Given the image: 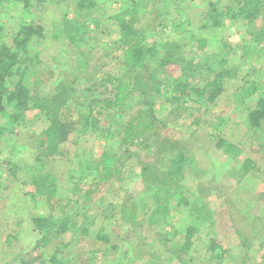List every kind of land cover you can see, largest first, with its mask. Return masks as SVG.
I'll return each instance as SVG.
<instances>
[{"label":"rangeland","instance_id":"rangeland-1","mask_svg":"<svg viewBox=\"0 0 264 264\" xmlns=\"http://www.w3.org/2000/svg\"><path fill=\"white\" fill-rule=\"evenodd\" d=\"M98 1L102 2V7L94 14L100 17L105 12L104 19L101 16L99 27L87 43L54 38V28L64 17V7L59 4L47 2L42 11H31L18 2L5 3L0 12V24L6 38L26 21L32 20L44 28L43 37L33 44L42 63L31 76V84L40 95L52 92L62 79L73 80L78 75L76 94L84 92L82 100L88 101L103 92L100 82L104 72L123 74L119 50L113 46L117 27L106 17L118 7L115 2L122 5L125 0ZM208 6L209 0H150L143 9L140 27L149 35L147 43H152L150 37L162 25L163 39L182 40L185 33L189 37L192 32L206 36L209 53L218 52L223 42H228L231 47L229 66L234 65L240 71V77L229 80L224 92L209 105L188 101L175 113L167 106L164 96L156 98L157 113L167 122L165 135L181 140L193 159L185 178L190 187V201L199 205L206 203L212 211L210 219L197 220L188 207L177 211L176 200H173L168 224L145 221L134 228L121 222L119 209L124 202L136 200L140 207L147 209L150 196L137 174L140 161L156 160L154 147L131 146L133 155L123 173L124 179L108 181V188L101 196L87 198L75 185L63 180L57 182L58 194L73 198L66 210L77 212L89 227L87 234L81 232V225L63 234H50L52 241L60 242V257L69 258V264H264V134L254 138L252 144L245 138L249 129L248 105L252 102L244 100L238 91L246 79L264 83V39L255 47L250 33L252 28L264 26V13L252 23L227 20L222 27L201 29L203 13ZM191 50L192 45H187V54L191 55ZM169 70L173 72L174 67ZM139 101L136 97L128 110L105 113L101 125L111 130L107 138L86 128V113L76 112L70 140L64 143L72 152V165L80 169L85 166L87 155L101 157L109 141L116 144L117 149L119 134L131 112L138 108ZM198 119L201 121L197 122ZM47 124L46 116L39 109L26 111L16 125L20 133L17 142L22 143L28 133L40 140ZM215 124H218L219 134L240 146L239 153L227 155L216 146L215 140H209L208 134ZM14 140L3 139L0 143V264H41L43 260L45 264H53L49 258L58 248L56 244L54 247L40 244L43 235L32 221L35 213L47 209L45 195H37L35 200L27 196L30 206L26 207V201L20 197L33 191L35 186L19 181L8 169L12 162L5 163L9 158L3 150L14 145ZM245 157L255 160L262 169L239 176L235 163ZM32 158L33 155L25 151L12 159L23 162ZM147 214L143 215L144 220ZM187 224L197 225L198 230L188 250H177L174 242L184 241ZM103 225L111 238L109 242L97 238L98 229ZM212 239L229 249L222 258L212 257L209 249Z\"/></svg>","mask_w":264,"mask_h":264},{"label":"trees","instance_id":"trees-1","mask_svg":"<svg viewBox=\"0 0 264 264\" xmlns=\"http://www.w3.org/2000/svg\"><path fill=\"white\" fill-rule=\"evenodd\" d=\"M12 1L23 4L31 11H42L47 2L63 6L64 17L61 24L54 28L53 36L70 43H87L92 32L99 27L101 16L105 15V12H101L100 17L94 14L102 7V2L98 0H0V12L5 3ZM219 1L209 0V6L203 13L201 29L222 27L227 20L252 23L264 13V0ZM115 3L118 7L111 10L106 18L117 27L118 35L113 46L119 50L124 72L122 75L104 72L100 82L103 92L88 101L82 100L84 92L76 94L75 81L78 75L73 80L62 79L52 92L40 95L31 84V76L37 73L36 67L42 63L38 51L33 50V44L36 39L43 37V26L32 20L26 21L6 38L0 24V143L3 139H15L14 145L3 150L9 158L5 163L8 165L12 162L8 169L19 181H28L35 186L33 191L20 197L26 201V207L30 206L27 196L35 200L37 195H45L47 209L32 217L36 228L43 235L40 244L45 247H54L56 244L50 236L52 232L63 234L81 225V232L89 233V227L83 223L84 218H79L77 212L66 210L73 198L61 197L57 192V182L63 180L75 185L84 191L87 198L102 195L108 188V181L116 179L121 182L124 179L123 173L133 155L131 146L144 149L154 147L156 160L140 161L137 174L150 196L147 209L146 206L140 207L136 200L124 202L119 209L121 222L134 228L145 221L150 224H168L173 200H176L177 211L182 212L188 207L197 220L205 221L211 217L212 211L206 203L199 205L190 201V187L186 185L185 178L193 165V159L181 140L165 135L167 122L157 113L156 98L158 95L164 96L167 106L175 113L188 101H195L199 105L214 103L226 89L229 80L240 77L239 69L234 65L229 66L230 44L223 42L218 52L209 53V39L206 36L192 32L189 37L185 33L182 40L163 39V25L150 37L152 43H147L149 35L140 27V23L143 9L150 0H125L122 5ZM71 8L73 10L69 11ZM187 21L191 23V20ZM250 33L251 42L256 47L264 39V26L252 28ZM189 44L192 45L191 55L186 52ZM173 67L171 72L169 69ZM238 91L244 100L252 102L248 105L249 129L245 135L251 142L264 134V83L246 79ZM136 97L140 98V103L125 122L119 134L117 149L116 144L109 141L101 157L87 155L85 166L75 168L72 165V152L64 143L70 140L76 112L86 113V128L107 138L111 130H105L101 125L105 113L130 109ZM34 108L39 109L48 121L42 138L37 140L34 134L28 133L19 143L20 133L16 125L26 111ZM213 128L208 138L215 140L216 146L224 153L233 155L241 151L238 144L218 133V124ZM25 151L33 155L32 160L19 162L12 159ZM235 167L241 177L262 169L250 157L237 160ZM197 230V225L187 224L184 241L174 242L176 249L188 250ZM97 238L111 241L104 225L98 229ZM209 249L212 257L218 258L229 251L214 239L210 241ZM49 260L53 264H69V258L60 257L59 248L52 252ZM45 263L46 260L41 262Z\"/></svg>","mask_w":264,"mask_h":264}]
</instances>
